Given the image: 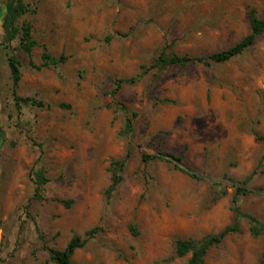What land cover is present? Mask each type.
Instances as JSON below:
<instances>
[{
    "label": "rangeland",
    "instance_id": "rangeland-1",
    "mask_svg": "<svg viewBox=\"0 0 264 264\" xmlns=\"http://www.w3.org/2000/svg\"><path fill=\"white\" fill-rule=\"evenodd\" d=\"M7 1L0 0V264H51L47 248L64 249L95 229L74 264H187L191 255L176 256L177 240L231 226L235 184L253 191L238 201L240 231L212 247L206 264H264V142L256 137H264V35L229 63L152 68L164 51L200 57L235 46L251 33V9L264 19V0H26L37 10L22 19L39 42L34 63L42 65L43 44L67 58L41 70L29 66L19 39L10 48L3 42ZM11 55L22 62L18 94L49 108L17 109ZM143 66L149 71L137 84L117 90ZM129 148L125 181L108 201L110 162ZM167 154L183 157L200 179L159 156ZM144 155L154 159L145 163ZM40 158L51 179L45 202L34 199Z\"/></svg>",
    "mask_w": 264,
    "mask_h": 264
},
{
    "label": "trees",
    "instance_id": "trees-1",
    "mask_svg": "<svg viewBox=\"0 0 264 264\" xmlns=\"http://www.w3.org/2000/svg\"><path fill=\"white\" fill-rule=\"evenodd\" d=\"M6 12L3 17V30H4V44L8 48H10L11 44L17 39L20 40V49L29 57V66L32 69L41 70L42 68H50L57 67L58 65L64 63L67 58L65 56H61L59 58L53 56L49 50L47 45H41L43 48V54L41 56L42 65L37 66L33 61V52L35 48L39 46V42L34 38V28L31 22L22 21L23 17L29 14H35L37 10L32 8L30 4L26 2V0H8L6 2ZM249 20L251 26V33L245 37L242 41L237 43L235 46L218 52L211 54L209 56H200V57H190V56H178L176 54L167 55L166 52H162L156 63L152 66L153 69H157L158 71L164 70L171 66H180L186 67L190 63H200L205 66H212L214 64H225L229 63L238 56L242 55L249 48H251L256 40L264 35V19H261L255 9H251L249 12ZM9 69L12 76V94L14 97L15 105L18 110H21L23 105L26 106H34L38 108H49L44 101L37 99L33 96L21 97L18 94V89L20 82L22 80V62L16 56L11 55L8 58ZM143 72L135 78L120 80L117 81V90L122 89L124 86L135 85L138 81L149 71L147 66H143ZM64 109H70L69 105H61ZM138 114L134 113L132 117H128L126 119L124 133L130 134L134 130V122L137 118ZM257 140L264 142V137L260 134H256ZM133 144L130 143V147L132 148ZM134 155L132 149L129 148L127 155L123 159L115 160L113 159L110 162L109 171L112 175L111 185L105 191V197L108 201L113 197L114 192L124 183L125 181V171L129 160ZM167 156L173 158L179 164H183V157L174 156L172 154H167ZM154 157L144 155L143 160L145 163L150 162ZM40 158L36 166L32 171L33 182L36 186L34 199L38 202L47 201L46 197V186L51 182V179L47 177L46 171L43 167L40 166ZM172 162L173 161H168ZM175 163V162H174ZM176 169L182 170L184 173L188 174L194 179H200V177L196 174L191 173L185 169H182L177 163L174 164ZM256 172L251 175V177L246 181L250 182ZM236 192L233 197V211L235 212V220L233 224L226 229H224L218 235H209L205 237L201 241L194 240H184L178 239L176 242V256L177 257H185L187 255H191L187 264H206V256L209 250L212 247L220 246L226 237L229 234L236 233L240 231V217L242 215L240 207L238 205L239 198L242 196H248L253 193V191L246 186H239L238 184L233 185ZM227 193H225L226 195ZM67 207L70 206L71 202L62 201ZM253 222H256L255 218L250 217ZM98 229L88 231L85 234V237L74 236L72 240L68 243V245L64 249H55V248H47V252L49 254V261L51 264H74L73 257L75 253L79 249L85 248L90 238L94 237L97 233ZM130 230L135 234L139 235V231L135 225H130ZM253 234L258 235V231L253 228Z\"/></svg>",
    "mask_w": 264,
    "mask_h": 264
},
{
    "label": "water",
    "instance_id": "water-1",
    "mask_svg": "<svg viewBox=\"0 0 264 264\" xmlns=\"http://www.w3.org/2000/svg\"><path fill=\"white\" fill-rule=\"evenodd\" d=\"M1 137H0V143H1ZM160 157H164V158H167V159H169V160H171V161H173V162H175V163H177L182 169H186L182 164H179L178 162H176V160L175 159H173V158H171V157H169V156H165V155H159Z\"/></svg>",
    "mask_w": 264,
    "mask_h": 264
}]
</instances>
